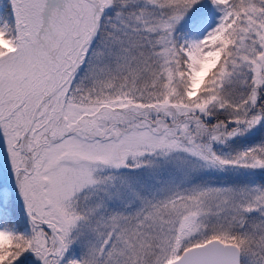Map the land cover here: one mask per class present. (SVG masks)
<instances>
[{"label": "snow or ice", "instance_id": "snow-or-ice-1", "mask_svg": "<svg viewBox=\"0 0 264 264\" xmlns=\"http://www.w3.org/2000/svg\"><path fill=\"white\" fill-rule=\"evenodd\" d=\"M0 264H264V0H7Z\"/></svg>", "mask_w": 264, "mask_h": 264}, {"label": "rangeland", "instance_id": "rangeland-1", "mask_svg": "<svg viewBox=\"0 0 264 264\" xmlns=\"http://www.w3.org/2000/svg\"><path fill=\"white\" fill-rule=\"evenodd\" d=\"M4 6V0H0V8Z\"/></svg>", "mask_w": 264, "mask_h": 264}]
</instances>
